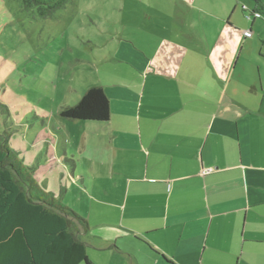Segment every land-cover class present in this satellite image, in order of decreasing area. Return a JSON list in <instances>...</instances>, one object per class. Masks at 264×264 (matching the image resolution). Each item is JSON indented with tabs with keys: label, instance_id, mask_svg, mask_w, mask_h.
Masks as SVG:
<instances>
[{
	"label": "crops",
	"instance_id": "obj_1",
	"mask_svg": "<svg viewBox=\"0 0 264 264\" xmlns=\"http://www.w3.org/2000/svg\"><path fill=\"white\" fill-rule=\"evenodd\" d=\"M184 1L172 45L133 41L127 70L86 82L102 87L108 119L64 117L63 103L59 120L20 135L39 185L50 179L46 192L86 220L80 264H264V0L241 6L255 75L218 44L236 0Z\"/></svg>",
	"mask_w": 264,
	"mask_h": 264
},
{
	"label": "rangeland",
	"instance_id": "obj_2",
	"mask_svg": "<svg viewBox=\"0 0 264 264\" xmlns=\"http://www.w3.org/2000/svg\"><path fill=\"white\" fill-rule=\"evenodd\" d=\"M183 1L69 0L51 16L40 17L35 9H25L22 0H0V140L7 136L18 154L20 135L41 127L48 113L59 120L58 108L74 103L87 81L107 78L117 66L127 70L126 63L140 50L133 41L154 52L172 45L178 36L169 33L187 27L177 14L185 10ZM224 3L214 0L220 9ZM243 4L253 8L254 3L236 0L234 8H225L220 25L227 21L231 28L218 44L231 47L225 59L244 61L255 75L257 49L253 44L249 50L250 38L241 37L250 24ZM45 181L51 194L52 182Z\"/></svg>",
	"mask_w": 264,
	"mask_h": 264
},
{
	"label": "trees",
	"instance_id": "obj_3",
	"mask_svg": "<svg viewBox=\"0 0 264 264\" xmlns=\"http://www.w3.org/2000/svg\"><path fill=\"white\" fill-rule=\"evenodd\" d=\"M68 1L22 0L25 9H35L40 17L51 16ZM108 108L102 87L90 85L75 103L63 105L60 115L103 121ZM9 145L7 136L0 140V264L88 263L75 228L76 223L85 227L86 220L48 194Z\"/></svg>",
	"mask_w": 264,
	"mask_h": 264
},
{
	"label": "built area",
	"instance_id": "obj_4",
	"mask_svg": "<svg viewBox=\"0 0 264 264\" xmlns=\"http://www.w3.org/2000/svg\"><path fill=\"white\" fill-rule=\"evenodd\" d=\"M245 7V6H244ZM255 14H258L256 11H255ZM243 33L245 34V35H250L251 34V31L250 30H244L243 31Z\"/></svg>",
	"mask_w": 264,
	"mask_h": 264
}]
</instances>
